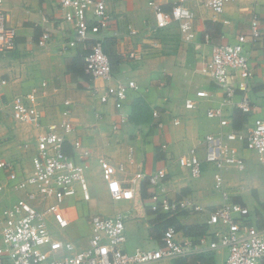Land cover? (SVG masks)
Returning <instances> with one entry per match:
<instances>
[{"label": "crops", "instance_id": "1", "mask_svg": "<svg viewBox=\"0 0 264 264\" xmlns=\"http://www.w3.org/2000/svg\"><path fill=\"white\" fill-rule=\"evenodd\" d=\"M149 1L108 2L111 20L101 36L108 45L114 43V51L121 57L110 80L93 79L86 73V51L81 45L65 50V43L75 37V29L65 19L58 0L5 1L8 22L18 34L15 48L0 52V161L15 163L20 178L30 175L38 134L50 125L59 126L67 119L64 112L70 111L68 120L73 130L67 134L66 151L72 153L75 140L91 151L87 178L92 197L90 201L80 195L69 197L61 204L69 220L67 228H60L53 215L49 216L54 237L81 242L84 248L92 236L93 214H121L126 223V250L154 249L163 245L165 227L172 221L178 227V239L190 240L198 249L188 259L182 256L147 264H175L180 258L185 259L181 264H222L228 249L211 248L217 237L212 233L215 228L207 222L208 211L224 202L222 192L226 191L232 201L249 208L252 224L264 229V155L247 149L244 141L231 142L244 159L245 168L231 166L222 170L223 191L215 187L214 165L205 163L202 176L194 178L179 165L178 158L197 147L204 159L207 136L231 130L247 134L253 126L254 116L224 103V90L212 78L211 60L214 47L236 42L238 35L248 30L254 15L259 16L262 37L246 46L253 72L249 97L259 107L256 114L264 117V0H234L220 13L199 0H189L188 6L195 13L196 36L192 41L183 38L177 22L159 28ZM155 1L165 11H170L176 2ZM45 31L52 40L47 47H41L38 40ZM233 80L239 86L242 79L234 75ZM130 83L137 84L138 89H129L124 101L100 99L109 85ZM33 88L39 91L41 127L19 121L11 109L16 95ZM240 94L237 89L234 101L240 99ZM188 100L194 107L186 106ZM218 107L223 108L228 119L225 126L219 118L208 115L209 110ZM155 110L158 116L153 114ZM100 157L115 167L114 177L120 185L135 189L133 199L112 197L110 184L102 175ZM121 164L125 171L119 170ZM160 168L168 172L164 188L169 197L192 198L207 211L154 212L148 180H136L135 175ZM22 196V191L11 188L8 173L0 169V245L3 210ZM54 203V199L34 202L40 208ZM181 226L189 228L185 231Z\"/></svg>", "mask_w": 264, "mask_h": 264}, {"label": "built area", "instance_id": "2", "mask_svg": "<svg viewBox=\"0 0 264 264\" xmlns=\"http://www.w3.org/2000/svg\"><path fill=\"white\" fill-rule=\"evenodd\" d=\"M5 1L0 0V52L14 49L18 34L17 28L8 22L3 8ZM109 1L111 0H58L59 6L65 10V19L72 22L75 29V37L67 41L64 48H77L78 45L83 47L86 51L83 56L85 68L93 79L110 80L114 75L110 58L104 49V38L101 36L109 28L111 20ZM188 1L176 0L170 11H165L155 0H150L148 4L154 9L159 28L177 22L183 38L192 41L196 36L195 13L188 6ZM199 1L220 13L234 0ZM94 35L96 36L92 37ZM261 37L259 16L254 15L250 27L238 35L236 42L214 47L211 60L212 78L224 90V103L234 104L244 114L254 116V124L249 132L243 134L231 130L219 136L209 135L205 139L207 151L204 159L200 157L197 147L178 158L179 165L187 169L194 178L202 176L205 163L214 165L215 187L221 191L224 187V168H245L244 159L231 142L244 141L247 149L264 155V117L256 114L259 107L252 104L249 97L253 72L246 51L247 44ZM51 40V34L45 31L40 36L38 45L47 47ZM234 75L242 79L239 86L233 80ZM129 89H138V85H109L106 92L100 95V99L106 102L114 98L122 102ZM237 89L241 90L240 99L234 101ZM38 95L37 88L16 95L11 102L14 117L21 122L41 127L43 114L37 101ZM186 106L192 108L194 103L188 100ZM70 114V111H65V121L59 126L50 125L38 134L37 153L33 157V171L30 175L20 178L15 170V163L0 161V169L8 173L11 188L24 193V196L3 210L0 264H147L194 253L198 249L196 243L179 240L175 226L166 229L162 238L163 245L157 248L136 247L133 251L126 250V223L121 214H93L90 218L92 236L84 248L81 242L54 237L48 224L49 216L53 215L60 228H67L69 220L64 215L61 204L69 197L80 195L85 201H90L92 197L87 178L91 151L80 140L72 142V153L65 150L67 134L73 130L68 120ZM153 114L159 115L157 110ZM208 115L219 118L223 126L228 124L221 107L209 110ZM99 163L104 180L110 184L112 197L116 200L133 199L135 189L118 183L114 177L115 167L104 157L99 158ZM118 168L125 171L122 164ZM167 174L165 168H160L150 174L141 171L135 175L136 180H148L153 190L150 198L154 212L207 211L192 198L169 197L164 188ZM222 194L224 202L208 211L207 222L215 228L212 233L217 237L211 242V248L228 249V256L222 264H261L264 261V229L252 224L248 207L232 201L226 191ZM48 199L55 200L48 208H40L34 204L35 201L44 202Z\"/></svg>", "mask_w": 264, "mask_h": 264}, {"label": "trees", "instance_id": "3", "mask_svg": "<svg viewBox=\"0 0 264 264\" xmlns=\"http://www.w3.org/2000/svg\"><path fill=\"white\" fill-rule=\"evenodd\" d=\"M108 43V42H107ZM106 43V40H104V49H106L105 50V52L108 54V56H109V58H110V61H111V65H112V71H113V73L114 72H116L117 70H118V68H117V64H119V62H120V60H121V57L119 56V55H117L116 53H115V51H114V47H113V45H114V43H111V46L110 45H108ZM107 44V45H106ZM84 63H85V61H84ZM85 65V64H84ZM85 71H86V68H85ZM86 73H88L87 71H86ZM81 74H83L84 75V73H81ZM89 74V73H88ZM90 75V74H89ZM91 76V75H90ZM241 110V109H240ZM239 110V111H240ZM65 150H66V147H65ZM156 213H159V212H156ZM174 222H172V221H169V224L165 227V229H167L168 227H170V226H175V227H177L175 224H173ZM179 227H180V225H179ZM178 228V227H177ZM181 228L182 229H184L185 231L189 228V227H186V226H181ZM166 231V230H165ZM188 256V255H187ZM185 257V258H187L188 259V257ZM184 258L182 259V258H180V259H177L176 261H175V264H181L182 262H184ZM261 264H264V261L261 263Z\"/></svg>", "mask_w": 264, "mask_h": 264}, {"label": "rangeland", "instance_id": "4", "mask_svg": "<svg viewBox=\"0 0 264 264\" xmlns=\"http://www.w3.org/2000/svg\"><path fill=\"white\" fill-rule=\"evenodd\" d=\"M90 179L92 180V177L90 176Z\"/></svg>", "mask_w": 264, "mask_h": 264}]
</instances>
